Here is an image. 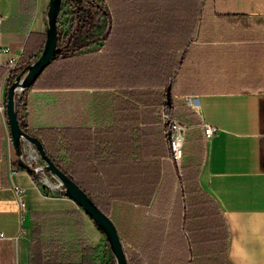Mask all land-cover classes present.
I'll list each match as a JSON object with an SVG mask.
<instances>
[{
    "label": "crops",
    "instance_id": "crops-1",
    "mask_svg": "<svg viewBox=\"0 0 264 264\" xmlns=\"http://www.w3.org/2000/svg\"><path fill=\"white\" fill-rule=\"evenodd\" d=\"M103 1L114 26V35L109 36L111 56L106 61H173L174 67L178 61L169 85L171 111L188 126L186 139L191 146H198L196 141L199 142L198 155L189 157L184 164H193L199 187L214 199L226 220L230 262L264 264V0ZM47 5L48 0H0V46L8 47V52H0L3 104L8 76L3 63L13 54L30 58L39 53L45 37ZM134 8L135 19L131 14ZM120 13L124 18H120ZM133 40L135 51L122 50L117 57L116 45ZM103 42L91 44L88 51L101 53ZM126 68L137 70L135 74H156L154 70L160 66L142 64ZM101 69L105 75L115 74L112 64ZM171 73L167 68L163 71ZM140 89L143 88L128 91ZM139 96L117 87L42 88L37 84L25 92L23 115L29 129H62L73 140L89 130L94 148L99 143L105 145L102 180L115 194L109 205L112 220L113 213L129 219L130 209L134 208L141 210L144 219L150 210L137 199V192L128 189L136 191L141 187L137 183L132 185L128 175L138 178L143 168L132 159H142V164L145 157L153 158L152 152L145 150L143 142L139 146L132 139L144 138L145 130L151 132L150 136L163 137L165 132L158 112L157 122L155 113ZM187 97L194 98V103L190 104ZM3 114L0 264H28L32 231H41L42 239L47 238L49 231H62L70 239L75 233L87 231V215L73 199L46 193L38 181L18 168L10 139L7 141L5 111ZM203 122L219 128L209 139L203 136ZM160 140L162 151L163 145H168ZM61 144L57 142V158L70 163ZM167 158L168 154L158 160L163 164ZM90 161L97 163L93 157ZM167 188L166 185L165 191ZM165 196L161 194L152 200L155 215L171 212L173 195L169 191ZM180 202L185 203L184 196Z\"/></svg>",
    "mask_w": 264,
    "mask_h": 264
},
{
    "label": "trees",
    "instance_id": "trees-1",
    "mask_svg": "<svg viewBox=\"0 0 264 264\" xmlns=\"http://www.w3.org/2000/svg\"><path fill=\"white\" fill-rule=\"evenodd\" d=\"M64 7L69 27L65 31L60 28L61 51L48 62L30 87L35 84L42 88L117 87L129 95H140L144 105L155 113L157 122L159 120L156 112L161 106L166 112L173 114L172 99L167 98L166 91L175 77L173 72L176 71L178 61H175V67L173 61L171 64L169 61H144L136 58L106 61L105 58L111 56L108 50L112 44L109 36L114 35L112 17L106 3L103 0H63L62 9ZM131 12L132 18L135 19V8ZM119 16L124 18L121 13ZM100 40H104L101 53L96 55L94 52L85 51L91 44ZM116 46L117 57L122 50L130 52L136 49L134 40L129 44L118 43ZM35 57L36 54L30 58L19 57L17 67L7 76V84L25 63ZM109 64L114 65L113 75H105L101 69ZM142 64H155L160 68L154 70L156 74H135L137 70H126L127 66L137 67ZM166 68L172 73L163 74ZM148 71L151 73L152 70L149 68ZM154 87H162L164 90L152 91ZM131 88L143 89L128 91ZM25 92L26 90L20 95L15 106L21 128L39 137L55 164L69 174L109 215L110 200L115 194L111 188L104 186L102 180V163L104 152L107 150L105 145L99 143L94 148L89 130L79 139L73 140L62 129H29L23 115L26 106ZM161 122L165 132L163 137L156 134L150 136L151 132L145 130L144 138L132 139V142H137L139 146L143 142L145 150H150L153 158L145 157L142 164V159H132L134 162L138 161V167H142L143 172L138 178H131L134 176L132 174L128 175L132 185H141L136 191L133 188L128 189L134 194L137 192V199L150 209L142 222L138 249L134 251L132 259L128 257L129 264H232L227 256L226 220L214 199L199 187L197 170L193 164L190 162L183 165L184 174L182 172L179 178L183 188L180 189L170 160L166 159L163 164L158 160L160 156L169 154L168 146L164 148L163 145V150H160V139L168 145V126ZM57 142H63L61 147L68 152L70 163H62L57 158V150L60 149ZM133 150L135 148H132ZM90 157L96 159L97 163L93 164ZM135 166L136 164L131 167ZM18 168L23 170L19 163ZM31 176L37 181V175ZM166 185L168 188L165 191ZM169 191L173 195L171 212L162 214L163 216L155 215L152 200L161 194L167 197ZM182 196L184 204L180 202ZM40 232L32 231L28 264H95L98 248L88 242L82 233H75L74 237L68 239L62 231H49L47 238L42 239ZM107 264H115L113 256Z\"/></svg>",
    "mask_w": 264,
    "mask_h": 264
},
{
    "label": "water",
    "instance_id": "water-1",
    "mask_svg": "<svg viewBox=\"0 0 264 264\" xmlns=\"http://www.w3.org/2000/svg\"><path fill=\"white\" fill-rule=\"evenodd\" d=\"M62 5L63 0H48L44 14L45 37L41 50L34 59L25 63L7 84L4 108L8 135L19 165L30 175H37L39 172L44 171L59 181L63 186L62 193L82 207L100 229L110 246L115 264H129L121 236L111 217L96 204L92 197L69 174L55 164L45 151L39 137L21 128L16 116L15 106L20 95L31 86L55 54L61 51L59 24ZM166 93L167 98H169L170 86L167 87ZM25 143L33 146L41 159V162L33 167L27 165L24 161L23 145ZM42 180L46 181L47 179Z\"/></svg>",
    "mask_w": 264,
    "mask_h": 264
},
{
    "label": "rangeland",
    "instance_id": "rangeland-1",
    "mask_svg": "<svg viewBox=\"0 0 264 264\" xmlns=\"http://www.w3.org/2000/svg\"><path fill=\"white\" fill-rule=\"evenodd\" d=\"M65 11H66V8L64 7L61 10L60 24H59V27L64 31L67 30L69 27V22L67 21V15ZM89 49L90 48L87 47L85 51H88ZM10 142H11V139H10ZM196 143L198 144V146L195 144V146L192 147L190 140L188 138L185 140L183 156L180 162V166L176 165V163L174 164L169 158H167L170 160L171 165L173 169L175 170V174H176L180 189L183 188V183L180 181L179 178H180V175H182L184 163L188 160L189 157L196 156L199 153V142L196 141ZM37 181L42 186V188L46 191V193L53 192L54 194H63L62 193L63 186L61 184L60 186H57V184H59V181H57L54 177L50 176V174H47V180L44 181V183L49 185L50 188L42 184L39 180ZM86 215H87L86 216L87 231H82L83 235L86 237L87 240H89L93 245L97 246L98 248L96 264H107L110 257L112 256L110 246L107 240L105 239L104 235L100 231V229L97 227L95 222L92 220V218L87 213ZM112 216L114 218L113 221L116 224L119 234L121 236L127 258L129 257L132 259V255L134 254V251L136 252L138 249V241H137L136 236L138 234V231L141 230L142 222H143L141 210L137 208L130 209V214L128 217L129 219L125 217L117 216L115 215V213H113ZM219 245L221 247L222 242H220Z\"/></svg>",
    "mask_w": 264,
    "mask_h": 264
},
{
    "label": "built area",
    "instance_id": "built-area-1",
    "mask_svg": "<svg viewBox=\"0 0 264 264\" xmlns=\"http://www.w3.org/2000/svg\"><path fill=\"white\" fill-rule=\"evenodd\" d=\"M112 23V21H111ZM0 52H8V47L6 45L0 46ZM19 53L13 54L8 56L6 61L3 63V65L7 68L8 74L17 67L18 60H19ZM194 98L187 97V101L190 104L194 103ZM4 104L0 102V116L2 119H4ZM158 115L160 116V119L163 123L167 124L168 126V148H169V156L168 158L176 165L180 166V162L183 156V149L184 144L186 140V133L188 126L180 121L174 114H170L166 112L165 108L161 106L158 111ZM4 123V122H3ZM5 126V124H4ZM203 136L205 139L211 138L218 130L219 128L215 125L203 122L201 124ZM7 135V141H9V135L6 132ZM23 151H24V161L27 165L33 167L34 165L41 162V159L36 152V150L33 148V146L25 143L23 145ZM47 172L41 171L37 174V180H39L42 184L49 187V185L45 184L42 179H47ZM51 176V175H50ZM57 186H60V183L57 184ZM15 193L18 194V190L15 189ZM2 233H0V237H2Z\"/></svg>",
    "mask_w": 264,
    "mask_h": 264
}]
</instances>
